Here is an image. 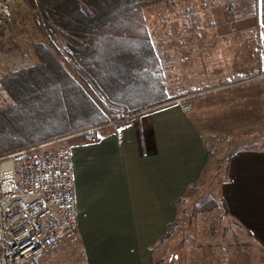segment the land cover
Here are the masks:
<instances>
[{
	"label": "crops",
	"instance_id": "1",
	"mask_svg": "<svg viewBox=\"0 0 264 264\" xmlns=\"http://www.w3.org/2000/svg\"><path fill=\"white\" fill-rule=\"evenodd\" d=\"M255 3L251 16L261 38L249 57L240 44L199 39L190 43L191 54L214 56L210 49L221 48L229 68L250 60L264 74V0ZM230 47L238 48L233 56ZM239 71L234 77L243 74ZM65 141L71 149L78 225V242L70 250L83 264H154L159 241L182 213L186 193L214 168L196 122L169 103L102 131L96 141L79 135ZM223 174L218 196L227 218L264 255V148L230 151Z\"/></svg>",
	"mask_w": 264,
	"mask_h": 264
},
{
	"label": "rangeland",
	"instance_id": "2",
	"mask_svg": "<svg viewBox=\"0 0 264 264\" xmlns=\"http://www.w3.org/2000/svg\"><path fill=\"white\" fill-rule=\"evenodd\" d=\"M0 1H5L12 12L11 26L7 32H0V47L9 51L11 57L24 60L19 70L29 68L32 65L29 54L20 52L15 44L25 50L26 44L36 39L31 36L32 29L27 22L31 13L21 0ZM255 12V0H178L143 10L145 26L163 64L167 93L171 98L165 104H177V100L189 103L191 110L186 114L205 136V144L216 145L217 149L215 155H208L213 170L206 172L186 193L180 205L183 211L176 221L178 232L174 230L170 238L160 243L162 246H157L154 264H264V255H259L242 238L238 228L227 218L218 196L224 179L225 155L237 149L264 148V74H260L250 60L239 68L232 63L229 68L221 48L210 49L216 51V55L206 57L191 54L190 48V43L197 39L213 43L230 41L232 46L240 44V51H246L249 57L253 45L260 43L261 38V29L253 26L251 15ZM40 40L48 45L44 39ZM56 45L63 51L61 54L60 50L55 51L59 63L76 79L72 50L61 39H56ZM229 49L230 55L238 52V48ZM51 50L54 49L51 47ZM231 57L230 62H234ZM238 70L243 74L234 77ZM5 73L12 72L7 69ZM246 75L250 76L243 80ZM190 90L197 91L187 94ZM88 94L101 108L103 101L90 91ZM165 104L76 135L87 139L89 133L96 131L100 136L102 131ZM68 138H63L59 146H67L65 140ZM209 200L219 206L200 211L199 207ZM70 247H61L60 253L53 258L47 257L44 264H83L82 257Z\"/></svg>",
	"mask_w": 264,
	"mask_h": 264
},
{
	"label": "trees",
	"instance_id": "3",
	"mask_svg": "<svg viewBox=\"0 0 264 264\" xmlns=\"http://www.w3.org/2000/svg\"><path fill=\"white\" fill-rule=\"evenodd\" d=\"M21 1L31 13L27 22L36 39L27 42L25 50L15 44L29 54L32 65L6 74L3 80L17 107L0 113V157L96 129L171 100L143 10L178 0ZM56 39L72 50L76 79L59 63ZM89 91L103 101L101 108ZM98 138L93 131L86 141ZM218 206L209 200L199 210ZM176 227V222L168 224L159 242L170 238Z\"/></svg>",
	"mask_w": 264,
	"mask_h": 264
},
{
	"label": "built area",
	"instance_id": "4",
	"mask_svg": "<svg viewBox=\"0 0 264 264\" xmlns=\"http://www.w3.org/2000/svg\"><path fill=\"white\" fill-rule=\"evenodd\" d=\"M11 24V9L0 1V32ZM23 63L0 47V113L17 107L4 87L5 71L16 72ZM177 104L184 113L191 110L189 103ZM62 140L0 157V264H41L78 242L71 149L59 146ZM204 149L211 156L217 150Z\"/></svg>",
	"mask_w": 264,
	"mask_h": 264
}]
</instances>
